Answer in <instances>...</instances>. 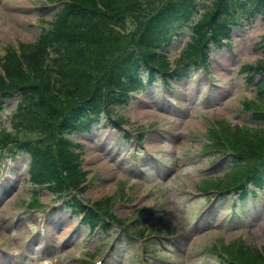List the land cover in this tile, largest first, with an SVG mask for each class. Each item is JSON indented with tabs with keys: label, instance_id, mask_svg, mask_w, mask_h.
<instances>
[{
	"label": "rangeland",
	"instance_id": "obj_1",
	"mask_svg": "<svg viewBox=\"0 0 264 264\" xmlns=\"http://www.w3.org/2000/svg\"><path fill=\"white\" fill-rule=\"evenodd\" d=\"M145 1L148 12L156 10L159 0ZM59 6L58 0H0V62L8 48L21 54L34 45ZM126 26L130 40L135 26L130 20ZM229 32L231 46L210 48L207 70L165 77L167 83L158 77L117 105L123 130L96 124L78 135L82 148L73 151L88 174L76 197L94 204L110 196L115 216L132 233L145 229L136 233L144 238L119 228L90 235L70 211L53 209L62 202L52 192L30 181L29 155L7 149L0 156V264H147L140 257L145 242L162 260L149 264H228L231 252L264 255V188L245 198L233 190L218 193L233 184L238 166L210 140L214 130L231 142L244 130L264 134V123L247 112L248 105L264 107L253 81L264 74L243 71L264 62V19L258 14ZM191 38L185 31L173 41L165 54L169 69L182 64ZM17 103V95L5 101L0 137L29 131L13 127Z\"/></svg>",
	"mask_w": 264,
	"mask_h": 264
},
{
	"label": "trees",
	"instance_id": "obj_2",
	"mask_svg": "<svg viewBox=\"0 0 264 264\" xmlns=\"http://www.w3.org/2000/svg\"><path fill=\"white\" fill-rule=\"evenodd\" d=\"M203 1L206 0H161L156 11L150 12L145 0L60 1L52 27L21 54L8 48L0 62V111L4 110V100L17 95L14 116L19 121L13 127L29 130L23 136L7 132L1 144L13 142L15 148L31 153L36 161L34 180L55 195L81 190L85 172L75 163L73 149L79 145L71 135L89 131L103 117L109 119L114 107L126 102L129 92L143 87L145 72L155 79L158 69L167 70L165 52L200 14ZM211 1L192 24L193 38L186 57L201 54L206 58L210 44L230 36L239 18L247 20L258 12L264 15V0ZM129 20L135 26L130 40L126 35ZM258 67L264 70V63ZM187 69L179 67L176 71L182 75ZM256 84L261 95L264 80ZM252 116L263 124L264 107L256 108ZM259 129L263 131L264 127ZM34 131L38 135L31 137ZM213 134L212 147L224 148L221 136L215 130ZM232 139L231 142L225 137L235 150L230 158L243 164L232 170L229 180L264 187V134L244 130L242 135H232ZM68 206L84 215L92 229L100 227L106 232L107 224L113 222L110 196L93 206L73 196ZM231 254L230 264H264L262 250L253 256L239 251Z\"/></svg>",
	"mask_w": 264,
	"mask_h": 264
}]
</instances>
